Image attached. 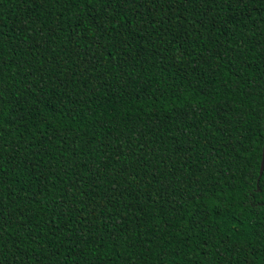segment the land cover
Here are the masks:
<instances>
[{"label":"trees","instance_id":"obj_1","mask_svg":"<svg viewBox=\"0 0 264 264\" xmlns=\"http://www.w3.org/2000/svg\"><path fill=\"white\" fill-rule=\"evenodd\" d=\"M264 0H0V264H264Z\"/></svg>","mask_w":264,"mask_h":264},{"label":"water","instance_id":"obj_2","mask_svg":"<svg viewBox=\"0 0 264 264\" xmlns=\"http://www.w3.org/2000/svg\"><path fill=\"white\" fill-rule=\"evenodd\" d=\"M263 166H264V143L262 145V155H261V163H260V169H259V177L262 174Z\"/></svg>","mask_w":264,"mask_h":264}]
</instances>
